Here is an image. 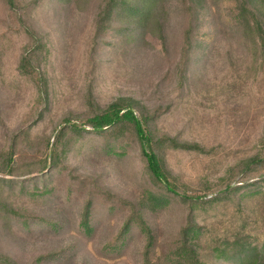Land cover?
I'll use <instances>...</instances> for the list:
<instances>
[{
	"label": "rangeland",
	"instance_id": "1",
	"mask_svg": "<svg viewBox=\"0 0 264 264\" xmlns=\"http://www.w3.org/2000/svg\"><path fill=\"white\" fill-rule=\"evenodd\" d=\"M27 1L22 0L26 4L22 11H12L6 0H0V154L8 150L10 139L17 135L14 175L0 174V178L20 181L33 177L36 163L46 155L44 136L52 137L54 129L60 128L63 118L69 115L72 122L86 116L90 100L102 109L118 97H129L149 110L161 109L163 113L154 122L156 131L218 148V156L222 157L219 174L261 149L258 142L264 137V74L253 70L255 41L238 40L239 32L229 18L231 0H208L211 17L204 22L197 44V55L201 56L192 60L183 86L184 93L188 91L199 101L201 112L196 117L176 105L177 65L185 24L180 0H160L156 22L147 25L140 35H133V41L129 30L123 29L129 24L115 22L99 44L95 56L99 69L92 68L94 64L89 66L86 56L91 46L90 28L101 0H53L51 6V0H45L38 12L29 9ZM156 23L162 26L164 43ZM30 28L50 50L46 73L51 77L48 82L58 91L50 92L54 101H48L47 106L41 99L34 101L41 75L35 74L33 82L16 73L20 59L30 49L26 34ZM244 54H248L245 61ZM242 61L249 66L244 67L250 73L248 85L242 81L229 83L232 74H224L225 64ZM94 78L95 83L91 82ZM204 92H208L207 101L202 99ZM215 101L217 109L213 107ZM45 106L47 111H43ZM41 110L42 119L29 132L22 131ZM85 129L91 131L90 127ZM88 135L93 146L76 148L75 155L72 152L63 160L64 170L54 175L51 194L23 197L16 188L13 197L7 190L10 202L0 198L21 215L4 210L0 202V254L17 264H144L143 233L133 225L116 240L127 211L106 192L119 199L136 200L150 186L145 160L136 142L130 141L122 155H107L100 137ZM116 149L120 150L118 146ZM173 153L167 162L178 180L176 184L192 194L195 186L189 181L196 180V174L202 171L192 169L194 157ZM70 174L78 178L73 181ZM180 181L188 185L182 187ZM260 187L264 193V182ZM100 189L104 191L100 193ZM88 196L93 197V208L85 230L81 216ZM171 197L167 206L146 217L160 260L185 222V206ZM47 255L53 257L36 262Z\"/></svg>",
	"mask_w": 264,
	"mask_h": 264
},
{
	"label": "trees",
	"instance_id": "2",
	"mask_svg": "<svg viewBox=\"0 0 264 264\" xmlns=\"http://www.w3.org/2000/svg\"><path fill=\"white\" fill-rule=\"evenodd\" d=\"M55 1L69 3L70 0ZM231 1L233 5L229 9V18L231 24L239 32L238 40L255 41V60L254 69H252L264 74V0ZM6 2L12 11L17 9L22 11L26 5L22 0H6ZM26 3L29 9L38 12L42 10L43 3L45 5V0H28ZM159 4L160 0H101L97 17L88 36L91 40L86 56L89 66L94 64L92 68L97 67L98 60L95 56L99 50V44L105 34L115 27L117 21H123L124 25L129 24L123 29L129 30V36L133 41V35H140L147 25L156 22L155 15H157ZM180 4L185 24L181 34L182 42L177 65L178 98L176 105L196 117L197 113L201 112L199 101L194 95H188V91L184 93L183 86L188 81L187 72L191 68L192 60L201 56L197 55L198 37L202 34L206 24L204 22L211 17V14L208 0H180ZM49 5H54L53 0ZM156 26L159 31L158 36L164 43L162 26L157 23ZM29 30L26 34L30 38V49L27 48L20 59L16 73L26 79H32L33 82L32 77L35 74L41 75L40 85L35 84L36 99L34 101L41 99L47 106L48 101L49 103L54 101L50 92L58 91L55 85L48 82L51 77L46 73L50 50L32 28ZM220 44L223 42L221 41ZM247 55L244 54V61ZM112 60H114L113 57ZM245 65L243 61L237 65L228 62L225 64L224 74H232L229 83L236 84L242 81L245 86L248 85L250 73L244 67L249 66ZM93 74L96 77V73H92L91 76ZM91 82L95 83V78ZM91 82L90 84L93 85ZM223 86L225 89L229 88L226 85ZM212 92L215 94V90ZM207 95L208 92H204L202 99L204 100ZM46 106L43 111L48 110ZM88 106L86 116L72 122L74 119L69 115L63 118L60 128L54 129L52 137L44 136L46 155L36 163L37 169L32 172L35 174L33 177L20 181L0 178V198L3 197L8 201V192L13 197L15 195L13 189L16 188H18L16 189L18 195H23V197L41 198L51 194L54 190L52 185L54 175L64 170L63 160H67L72 152L75 155L74 149L76 148L83 150V148L93 146L89 142L88 133L100 137L102 149L107 155H122L123 148L133 141L138 144L151 181L150 186L143 190L136 200L119 199L106 192L108 198L116 199L127 211V218L117 241L125 236L131 226H137L145 238L144 264H157L158 262L162 264H264V193L260 187L264 182V152H261L264 137L258 142L261 149L257 153L244 157L242 162L228 165L224 172L219 174L218 166L222 162L219 158L222 157L218 156V148L206 147L196 140H181L176 136L160 134L156 131L154 122L163 113L161 109L149 110L129 97H118L102 109L91 100ZM213 107L214 109L219 108L217 101L214 102ZM43 111L41 110L37 119L22 131L29 132L42 119ZM86 127H90L91 131H87ZM23 134L26 136L25 133ZM16 139L17 135L13 137V140L10 139L8 150L0 154V174L2 175H14L13 156ZM116 146L120 150H117ZM172 152L173 154L179 152L190 158L194 157L191 161L192 169L205 171L204 174L202 172L200 175L196 174V180L189 181V185L195 186L194 193L188 194L185 189L176 184L178 180L173 176L167 162L168 155ZM30 165H34V162ZM70 177L73 181L78 178L73 174H70ZM181 185L185 187L188 183L181 182ZM99 191L101 193L104 190ZM196 191L200 193L197 194ZM171 195L176 202L185 206V222L180 227L174 244L160 260L156 258V239L146 217L167 206L172 199ZM0 202L3 201L0 200ZM1 204L4 210L21 217L10 208L8 203ZM92 208L93 197L88 196L81 216V225L85 230L90 225ZM51 257L53 256H41L36 262ZM0 264L17 263L9 256L0 254Z\"/></svg>",
	"mask_w": 264,
	"mask_h": 264
}]
</instances>
